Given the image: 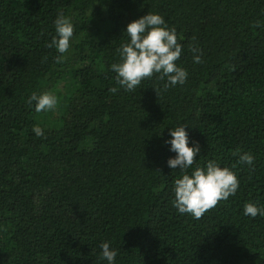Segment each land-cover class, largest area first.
<instances>
[{
	"label": "trees",
	"instance_id": "1",
	"mask_svg": "<svg viewBox=\"0 0 264 264\" xmlns=\"http://www.w3.org/2000/svg\"><path fill=\"white\" fill-rule=\"evenodd\" d=\"M61 12L74 34L57 63ZM148 12L175 28L188 77L125 91L111 65ZM34 92L56 109L37 113ZM182 125L200 147L187 174L213 160L239 180L201 219L174 206L183 173L165 141ZM247 203L264 208V0H0V264H108L102 242L114 264H264Z\"/></svg>",
	"mask_w": 264,
	"mask_h": 264
},
{
	"label": "clouds",
	"instance_id": "2",
	"mask_svg": "<svg viewBox=\"0 0 264 264\" xmlns=\"http://www.w3.org/2000/svg\"><path fill=\"white\" fill-rule=\"evenodd\" d=\"M54 23L57 35L47 46L58 50L61 55L57 56L56 61L61 63L65 59L64 54L69 50L74 26L70 18L62 12L58 14ZM258 26L260 23L256 22L254 27ZM126 33L129 41L117 49L121 60L111 65L112 71L117 74V83L123 86L125 91H135L144 79H150L154 74H159L161 80L167 78L164 90L186 82L187 71L176 64L182 53V45L178 42L175 28L170 29L163 16L148 12L130 22ZM190 49L194 54V62L202 63L200 54L202 50L192 45ZM110 91L115 93L117 89L114 87ZM155 91L158 95V90ZM33 101L36 102L37 113L55 110L58 105V98L47 92L40 95L32 93L28 102L31 104ZM33 132L37 137L44 136L43 129L38 125L33 127ZM171 137L170 141L165 142L171 144V150L176 156L168 160V165L172 169H181L183 173L182 178L175 180L174 206L181 214L187 213L195 219H201L220 201L235 195L239 188V180L233 171L218 166L213 160L207 162L206 169L197 166L191 175L187 174L186 170L195 163L197 153L200 151L199 144L189 146L188 134L183 125L171 129ZM239 161L252 165L254 157L251 153H243ZM244 214L251 217L264 216V208L254 203H247ZM100 247L102 258L106 259L108 264H114L117 251L110 248L108 242H102Z\"/></svg>",
	"mask_w": 264,
	"mask_h": 264
},
{
	"label": "rangeland",
	"instance_id": "3",
	"mask_svg": "<svg viewBox=\"0 0 264 264\" xmlns=\"http://www.w3.org/2000/svg\"><path fill=\"white\" fill-rule=\"evenodd\" d=\"M60 87H62V81L56 86V89H59ZM54 95V93H51ZM56 95V94H55Z\"/></svg>",
	"mask_w": 264,
	"mask_h": 264
}]
</instances>
